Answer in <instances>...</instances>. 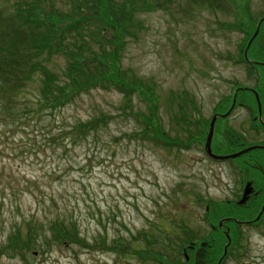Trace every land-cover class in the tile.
<instances>
[{
	"label": "rangeland",
	"instance_id": "374dc122",
	"mask_svg": "<svg viewBox=\"0 0 264 264\" xmlns=\"http://www.w3.org/2000/svg\"><path fill=\"white\" fill-rule=\"evenodd\" d=\"M5 4L0 0V9ZM262 19L264 0L237 1L234 13L174 0L166 11L138 16L143 29L128 39L122 65L155 86L159 128L168 141L200 143L202 126L211 121L217 103L216 113L231 106L233 89L238 99L255 95L264 66L250 71L232 59L247 56ZM260 59L264 62V56ZM131 101L133 112L147 113L136 97ZM122 106L116 91L95 90L55 114L59 123L37 117L13 125L3 120L0 106V264H154L148 251H162L172 241L178 244L163 252L164 264H187L182 253L194 242L196 247L209 244L208 264H217L223 251L243 254L225 264H264V219L258 227H235L227 243L203 219L204 201L211 210L234 200V211L219 210L255 223L260 204L237 206L244 175L253 174H241L240 165L264 158V151L220 163L209 160L199 144L188 150L156 145L143 140L139 122ZM101 112L113 118L102 130L79 142L65 135ZM250 125L239 107L227 121L219 120L213 153L239 150L225 141L228 131L242 136L245 146L264 145V132L255 133ZM53 224L70 226L71 239L53 242ZM22 243L31 244L30 250Z\"/></svg>",
	"mask_w": 264,
	"mask_h": 264
},
{
	"label": "trees",
	"instance_id": "16d2710c",
	"mask_svg": "<svg viewBox=\"0 0 264 264\" xmlns=\"http://www.w3.org/2000/svg\"><path fill=\"white\" fill-rule=\"evenodd\" d=\"M237 1L241 0H187L199 10L233 13ZM172 2L174 0H6L0 9V106L5 115L3 120L12 125L23 118L24 122L29 118L33 122L37 117L58 121L55 114H61L63 108L75 104L82 95L95 90H113L122 95V110L126 115L139 122L144 141L181 148L177 142L168 141L159 128V100L155 86L140 80L134 71L124 69L122 65L128 39L136 38L138 31L143 29L138 16L166 11V5ZM242 9L240 7L239 11ZM248 35L249 31L244 33L243 43L248 40ZM263 36L262 25L248 50V55L257 60L264 56ZM243 49V45L240 46L241 55ZM239 59L244 62L243 56ZM259 93L264 94V91ZM26 95H31L32 100L22 99ZM133 97L146 106L147 113L133 112ZM112 119L111 115L101 112L90 121L74 124L68 133H64L72 142H79L108 126ZM253 131L258 133L257 129ZM236 135L228 134L226 141L241 150L246 147L244 138ZM69 227L53 224L51 240L60 244L62 240L71 239L66 234ZM33 240H36L34 234ZM11 242L17 249L18 241L13 237ZM24 243L21 248L29 251L31 244ZM177 244L172 241L162 251H148L156 259L153 263L164 264L163 252L167 253Z\"/></svg>",
	"mask_w": 264,
	"mask_h": 264
},
{
	"label": "flooded vegetation",
	"instance_id": "af4514ba",
	"mask_svg": "<svg viewBox=\"0 0 264 264\" xmlns=\"http://www.w3.org/2000/svg\"><path fill=\"white\" fill-rule=\"evenodd\" d=\"M260 89L261 88L259 86L256 87L257 96L253 94H249L248 95L249 99H243L239 102H237V100L235 101V106L236 104H238V106L243 111H245V113L247 114V117L249 118L252 117L254 119H257L258 126L251 124L250 126H248L249 130H252L253 128H258L259 131H264V94L259 93ZM254 107H256V111H254L255 109ZM259 116L261 117L260 121L258 120ZM243 165L247 172L248 171L253 172V174L248 173L247 175H244V178H245V181H243L244 185L245 186L247 185L250 188V194L246 198L245 206L249 207L250 205L260 204V206L258 207V210L261 213L260 218H262L263 220L264 219V158H261V159L252 158V159H249V161L247 160L243 162ZM241 198L242 196L240 197L238 202L241 200ZM238 202H237V205H238ZM233 203L235 204L234 200L230 203L227 201L224 207L223 206L222 207L213 206L211 210H210V207H207L205 209L204 217H203L205 223L207 222L210 223L209 227L211 228L212 233L214 234L215 232H219L220 239H223L224 241H226V243L228 242V237L234 236V231L236 227L234 223H240V226L241 225L249 226V225H254L257 223V222L252 223V221L249 220V218L248 220L235 221L236 220L235 215H232V216L222 215L221 214L222 212L219 209L227 207L228 209L234 211V209H236V206L233 205ZM203 244L204 246H202ZM189 249L191 252L190 254H192L191 256L192 258L190 257L187 260L184 255L186 261H188L190 264H195L196 260H199V261H202L203 264H208L209 262L208 260L210 257L209 244L201 242L198 247L191 245V247L189 246ZM201 249H203V251H201ZM222 264H225V263H222Z\"/></svg>",
	"mask_w": 264,
	"mask_h": 264
},
{
	"label": "water",
	"instance_id": "95a60500",
	"mask_svg": "<svg viewBox=\"0 0 264 264\" xmlns=\"http://www.w3.org/2000/svg\"><path fill=\"white\" fill-rule=\"evenodd\" d=\"M216 119L214 118L211 125H210V130H209V136H208V140L206 141L207 142V153L212 156L211 154V150H210V142H211V139H212V135H213V128H214V124H215V121ZM257 148H248L238 154H235V155H232V156H228V157H216V156H212L213 159H216L218 161H224V160H233V159H237L239 158L240 156L246 154V153H249L250 151L252 150H256ZM250 194V189H249V186L246 187L245 189V192H244V196H243V199L242 201L240 202L241 204H244V202L246 201V198L247 196ZM197 264H201V263H197Z\"/></svg>",
	"mask_w": 264,
	"mask_h": 264
}]
</instances>
